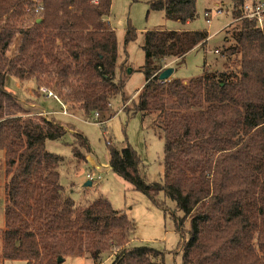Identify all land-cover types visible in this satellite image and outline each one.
Returning <instances> with one entry per match:
<instances>
[{
  "label": "trees",
  "instance_id": "obj_1",
  "mask_svg": "<svg viewBox=\"0 0 264 264\" xmlns=\"http://www.w3.org/2000/svg\"><path fill=\"white\" fill-rule=\"evenodd\" d=\"M38 1L0 0L3 259L60 264L58 257L85 251L98 263L113 250L109 264H163L157 249L130 243L133 220L106 198L76 203L66 193L58 171L63 158L45 144L68 131L45 117H17L24 111L7 89L10 78L33 79L85 117L97 112L99 122L114 115L109 105L117 95L127 113L150 114L162 129V182L143 179L129 144L108 143L112 172L163 210L159 192L174 201L182 212V264H264V30L239 18L247 0H231L232 21L222 28L224 67L199 76L158 78L169 62L206 44V29L145 30L138 69L144 81L132 98L119 75L126 59L118 61L116 34L105 20L111 0ZM195 1L150 0L149 9L184 25L196 16ZM35 5L38 13L26 11ZM24 14L30 23L18 25ZM135 38L128 27L124 47ZM72 136L73 157L85 160L87 138Z\"/></svg>",
  "mask_w": 264,
  "mask_h": 264
},
{
  "label": "rangeland",
  "instance_id": "obj_2",
  "mask_svg": "<svg viewBox=\"0 0 264 264\" xmlns=\"http://www.w3.org/2000/svg\"><path fill=\"white\" fill-rule=\"evenodd\" d=\"M38 1V0H37ZM150 0H111L110 15L105 18L106 22L114 29L117 39L118 61L122 64L119 75L125 78L123 91L126 97L132 98L135 91L139 89L144 81L143 73L138 70L143 63V52L141 49L143 32L153 28H177L206 29L210 35L202 48L189 51L184 58L174 64L173 78L188 79L199 76L204 70L222 69L225 56L223 47L228 44L224 40L222 28L232 21L231 0H196L195 18L181 25L179 22L166 18L162 11L149 9ZM41 1H38L40 4ZM216 8L221 13L210 16L211 20L206 22L204 11ZM29 14H24L16 23L25 26L30 23ZM128 27L136 32L135 40L123 45L124 33ZM19 35H16L10 44L8 55L17 51ZM218 52H215L214 50ZM170 63V62H169ZM168 63V64H169ZM127 68L131 69L129 73ZM9 90L15 92L19 105L24 113H17V117H24L25 113L34 117H48L52 114L39 112L37 108L30 105L32 100L36 102L42 98V92L37 89L35 80L21 81L24 84L21 90L15 89L14 80L8 78ZM28 86V87H27ZM44 87V86H41ZM32 88V89H31ZM29 89L31 90L29 93ZM35 89V90H34ZM29 95H27V94ZM133 93V94H132ZM48 101L54 110H60L56 103ZM68 112L76 115L62 116L54 114L53 117L63 123L68 131L61 140H47L46 150L60 155L63 159L58 167L59 182L63 185L66 193L76 203H86L96 196L106 198L114 209L124 212L133 220V229L130 235V243L134 246L146 245L157 249L163 264H182L181 261V234L179 231L178 218L182 212L175 208L174 201L166 197L163 192L157 195V201L162 202L164 209L157 207L145 194L135 190L123 181L112 170L108 168L109 152L108 143L117 149L129 144L136 151L140 160V173L146 182H162L163 175V138L161 125L153 123L150 114H130L122 110L125 103H121V97L115 96L109 105L114 115L104 123H97L98 117L91 114L85 117L79 110H72L67 103L63 102ZM44 108H48L44 105ZM54 121V119L52 118ZM78 132L88 140L89 149L85 153L93 161L103 166L102 172H97L89 160H77L73 157L70 143L72 133ZM3 150L0 149V262L2 264H26L20 259H3L2 257V231L4 229V205L6 182L3 172ZM92 172V183L84 186L87 173ZM187 227L188 224L185 222ZM114 251H105L101 254V261L94 263L88 252L67 255L60 264H109Z\"/></svg>",
  "mask_w": 264,
  "mask_h": 264
},
{
  "label": "built area",
  "instance_id": "obj_3",
  "mask_svg": "<svg viewBox=\"0 0 264 264\" xmlns=\"http://www.w3.org/2000/svg\"><path fill=\"white\" fill-rule=\"evenodd\" d=\"M41 9L40 5H35L32 8H27V12L33 11L34 13H38V11ZM221 13V10L219 8H216L213 12L211 10H205L204 11V16L206 22H209L211 20L210 16L213 14L217 15ZM239 18H246L248 20L255 21L257 27H259L261 30H264V0H247L243 6H242V15ZM215 52H218L216 49L214 50ZM39 90L42 93H45L47 96H53L54 98L58 99L51 91L47 90L45 87H40ZM64 114H66V111H63ZM94 117H98V113L95 112L93 113ZM97 123L102 124L103 122L97 121ZM93 167L97 170V172H102L103 171V166L97 164L94 165ZM87 180L92 183V174L87 173Z\"/></svg>",
  "mask_w": 264,
  "mask_h": 264
},
{
  "label": "crops",
  "instance_id": "obj_4",
  "mask_svg": "<svg viewBox=\"0 0 264 264\" xmlns=\"http://www.w3.org/2000/svg\"><path fill=\"white\" fill-rule=\"evenodd\" d=\"M187 24H188V22H187ZM184 25L186 26V24H184ZM182 26H183V25H182ZM177 27H178L177 25H174V26H172V28H170V29L175 28V29H187V30H192L191 28H188V27H185V28H177ZM168 29H169V28H168ZM209 36H210V35L208 34V37H209ZM174 64H175L174 61H172V62H170V63L168 64V67H171V68L173 69L171 75H172L173 72H174ZM130 71H132V70L129 69V68H127V72L129 73ZM171 75H170L169 78L172 77ZM6 83H7V81H6ZM7 84H8V83H7ZM13 86H14L15 89L21 90V87H23L24 84L20 83L18 80H14V84H13ZM27 87H28V86H27ZM7 89L9 90L8 86H7ZM31 89H32V88H31ZM34 90H35V89H34ZM9 91H11V90H9ZM30 91H31V90L29 89V93H30ZM11 92L15 93L14 91H11ZM26 94H27V93H26ZM27 95H28V94H27ZM41 95H42V98H41L40 101L36 102L35 100H32V102L30 103V105H31L32 107H34V108H37L39 112H42V113H45V114H46V113H47V114H52V116L48 117L49 120H52V118H53V119H54V122H56V123L59 124V125L65 126L63 123L57 121V120L53 117V115H54V114H60V115H62V116H74V117H77L76 115L71 114L70 112H68L67 107H65L66 104H64V103H63L62 101H60L59 99H56V98H54L53 96H47L45 93H42ZM28 96H29V95H28ZM50 100H52L51 102L58 104V105L60 106V110H54V108H52L51 106H49L48 101H50ZM44 105H46L48 108H44ZM64 110L66 111V114L63 113ZM85 160H89V161H91L92 165H93V164H94V165H97V163H95V162L93 161V159L90 158L88 155H85ZM108 168L111 170V168L109 167V165H108ZM90 174H92V172H90Z\"/></svg>",
  "mask_w": 264,
  "mask_h": 264
},
{
  "label": "water",
  "instance_id": "obj_5",
  "mask_svg": "<svg viewBox=\"0 0 264 264\" xmlns=\"http://www.w3.org/2000/svg\"><path fill=\"white\" fill-rule=\"evenodd\" d=\"M172 71H173V69H172L171 67H167V68H165L163 71H161V72L159 73L158 78H159L160 80H167V79L170 77ZM83 185H84V186H90V185H91V182H90V181H85V182L83 183ZM57 261H58V262H61V261H62V258H61V257H58Z\"/></svg>",
  "mask_w": 264,
  "mask_h": 264
}]
</instances>
